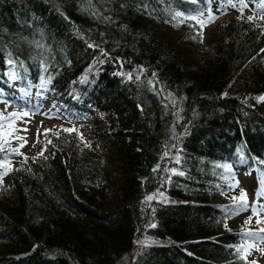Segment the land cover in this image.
<instances>
[{
	"label": "trees",
	"instance_id": "trees-1",
	"mask_svg": "<svg viewBox=\"0 0 264 264\" xmlns=\"http://www.w3.org/2000/svg\"><path fill=\"white\" fill-rule=\"evenodd\" d=\"M208 1L0 0V89L73 121L0 145V264H247L223 166L264 174V0L203 43L176 13Z\"/></svg>",
	"mask_w": 264,
	"mask_h": 264
},
{
	"label": "rangeland",
	"instance_id": "rangeland-1",
	"mask_svg": "<svg viewBox=\"0 0 264 264\" xmlns=\"http://www.w3.org/2000/svg\"><path fill=\"white\" fill-rule=\"evenodd\" d=\"M217 1L209 0L207 10L204 12L178 16L179 27L176 28L180 31H186L189 26L198 28L201 37H204V43L209 36L216 34L220 25L226 24L234 15H239L240 10L247 13L254 9L253 4L246 0H230V3L226 0L223 5L218 4ZM242 3L246 6H242ZM209 15L213 17V20L201 25L199 21H207ZM193 16L197 19L190 18ZM39 107L37 101L27 98L25 94H19L17 97L9 96L4 89H0V145L8 150L6 158L2 161V165L6 163L7 168L12 165L26 167V157L41 153L40 137L43 127L52 125V123L72 125L73 121L67 119L64 114L54 117L52 112L47 113V109L40 110ZM12 113L17 115L11 116ZM23 113H28V115L25 116ZM2 114L4 116L1 117ZM225 174L227 181L222 184L226 187L224 195L232 198L235 190H240V193L243 191L245 198L239 200V203L244 201L247 205L230 223L235 227L242 223L247 224V227L252 230L250 233L256 234L255 237L247 235L241 244L246 263L264 264V239H261L264 237V231H260L264 229V194L258 195V193H264V174H257L247 168L242 159L239 164L228 165ZM0 182L9 185L8 175L3 174ZM108 191L109 197L116 192L114 188H109ZM221 196L223 198V195Z\"/></svg>",
	"mask_w": 264,
	"mask_h": 264
},
{
	"label": "snow or ice",
	"instance_id": "snow-or-ice-1",
	"mask_svg": "<svg viewBox=\"0 0 264 264\" xmlns=\"http://www.w3.org/2000/svg\"><path fill=\"white\" fill-rule=\"evenodd\" d=\"M193 2H195V0H193ZM229 3H230V0H229ZM233 7H235V5H232ZM242 6H246V5H243V3H242ZM262 10H264V9H262ZM176 15L177 16H180V15H182V13H179V12H177L176 13ZM191 19H197V17H195V16H193V17H190ZM247 19L249 20V21H252L253 20V17L252 16H249V17H247ZM261 19H264V17H261ZM213 20V17L211 16V15H209V17H208V20L207 21H204V20H201V21H199L200 23H201V25H203V24H205V23H208V22H211ZM261 51H264V49H262ZM10 63H11V61H10ZM258 100H264V97H258L257 98ZM11 116H16L17 114L16 113H12V114H10ZM23 115H28V113H23ZM26 130V129H25ZM47 131L48 130H45V135L47 134ZM65 131H73L72 129H65ZM21 139H23V138H21ZM21 146H23V145H21ZM13 151H17V150H15V149H13ZM25 159H27V158H25ZM3 166H7L6 165V163L3 165ZM223 167H225V168H227L228 166L227 165H224ZM154 171H155V169H154ZM173 172H175L176 170L175 169H173L172 170ZM178 174H180V175H183V173H178ZM262 194H264V193H258V195H262ZM153 197H147V199H149V200H151ZM244 198H245V193H243V191L241 192V196L239 197V198H233L234 200H236V199H240V200H244ZM247 207V205L246 204H244V205H242L241 206V208H238L237 209V212H234V213H231V214H238V211L239 210H243L244 208H246ZM153 226H155V225H153ZM260 231H264V229H262V230H260ZM248 235H251V236H253V237H255L256 236V234L255 233H248ZM261 239H264V237H261ZM252 264H255V262H252Z\"/></svg>",
	"mask_w": 264,
	"mask_h": 264
}]
</instances>
